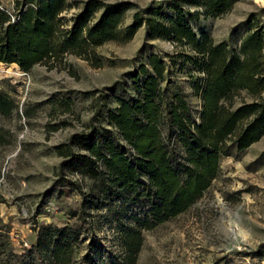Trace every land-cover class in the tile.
Instances as JSON below:
<instances>
[{"label": "rangeland", "instance_id": "374dc122", "mask_svg": "<svg viewBox=\"0 0 264 264\" xmlns=\"http://www.w3.org/2000/svg\"><path fill=\"white\" fill-rule=\"evenodd\" d=\"M72 1L78 4L63 14L68 24L85 0ZM101 1L129 6L124 27L133 23L138 9L161 7L164 18L160 12L157 18L179 14L197 34L207 32L231 49L260 25L264 36V0H236L221 14H207L203 0ZM172 2L179 10L171 8ZM182 50L170 39H149L142 23L130 39L105 42L88 59L67 54L27 71L0 62V92L14 103L9 114L0 112V264H54L52 230L77 222L72 215L81 199L77 187L94 195L84 204L86 220L74 242L75 264L125 263L124 237L150 215V201L124 192L101 200L99 181L82 176L74 162L63 170L78 186L53 185L61 160L56 147L89 129L97 96L104 115L119 98L136 96L129 71L147 65L151 54L160 55L166 65L162 84L182 92L196 117L200 105L192 85L198 74L190 62L176 57ZM123 79V87L106 88ZM239 102L236 98L234 106ZM94 123L107 126L103 118ZM73 150L87 153V145L74 144ZM134 264H264V135L221 157L217 175L186 210L141 229Z\"/></svg>", "mask_w": 264, "mask_h": 264}, {"label": "trees", "instance_id": "16d2710c", "mask_svg": "<svg viewBox=\"0 0 264 264\" xmlns=\"http://www.w3.org/2000/svg\"><path fill=\"white\" fill-rule=\"evenodd\" d=\"M235 1L203 0L202 4L207 14H221ZM10 3L0 0V62L15 63L24 71L37 64L59 62L67 54L88 59L94 48L105 42L130 39L142 23L149 39L172 40L183 49L176 57L196 67L198 77L192 85L200 105L196 117L182 92L162 84L166 65L160 55L151 54L147 59L150 71L146 64L129 71L136 96L119 98L106 115L99 103L101 95L97 96L89 129L71 134L56 147L61 160L53 185L78 186L63 170L74 162L82 176L99 181L101 200L124 192L150 201V215L124 237L127 253L123 264H134L141 229H152L186 210L217 175L221 157L232 149L249 147L264 135L263 27L254 28L231 49L226 41L214 42L207 32L197 34L179 14L157 18L158 12L164 18L161 7L138 9L133 23L124 27L129 8L125 3L85 0L69 24L63 14L77 1ZM176 4L172 2L174 11L179 10ZM115 85L123 87L124 79L106 88ZM236 98L240 102L234 106ZM13 108L12 99L0 92V112L9 114ZM102 118L107 126L94 123ZM74 144L87 145V153L75 152ZM77 188L81 199L78 212H72L77 222L52 230L54 264H75L74 242L86 220L84 204L94 195L93 190L85 194Z\"/></svg>", "mask_w": 264, "mask_h": 264}]
</instances>
